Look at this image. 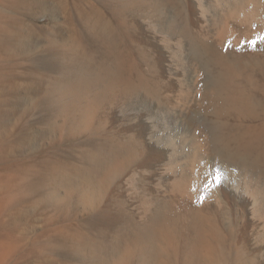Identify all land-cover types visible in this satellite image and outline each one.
<instances>
[{
  "label": "rangeland",
  "instance_id": "rangeland-1",
  "mask_svg": "<svg viewBox=\"0 0 264 264\" xmlns=\"http://www.w3.org/2000/svg\"><path fill=\"white\" fill-rule=\"evenodd\" d=\"M121 1L0 0V264H205L188 258L187 248L201 232L215 237L211 264H258L250 242L237 237L244 220L226 208L212 213L203 207L204 216L172 209L168 221L154 224V196L168 198L170 181L159 189L153 167L141 170L138 162L149 158L150 149H141L128 128L144 107L141 96L157 98L154 87L171 82L165 105L192 101L204 75L188 61L187 32L167 21L166 8L153 0ZM200 2L205 14L195 11L203 26L198 29L218 45V24L233 0ZM99 19L116 29L113 44L92 30ZM116 56L131 70L110 87L97 76ZM163 58L171 80L162 73ZM256 76L262 85L264 76ZM257 93L264 99L262 86ZM176 114L172 118L179 120ZM169 115L152 111L159 125ZM211 116L205 118L215 120ZM224 119L233 127L252 124L235 114ZM187 163L176 170L188 175ZM156 230L164 252L154 249Z\"/></svg>",
  "mask_w": 264,
  "mask_h": 264
},
{
  "label": "bare ground",
  "instance_id": "bare-ground-1",
  "mask_svg": "<svg viewBox=\"0 0 264 264\" xmlns=\"http://www.w3.org/2000/svg\"><path fill=\"white\" fill-rule=\"evenodd\" d=\"M146 3L148 2L145 1ZM153 3L158 9L166 8L164 11L168 13L169 17L167 21L178 22L180 24L178 27L187 32L189 38L188 61L202 71L204 76L196 88L199 93L198 97L192 101H182L177 98L178 100L174 99L177 103L176 106H174L175 103H172L173 107L165 105L162 102L163 99L168 103L171 100L169 98L171 82L154 87L157 98L145 95L138 99L144 104V107L141 111H137L134 117L136 122L133 127L128 129L133 134H137L141 149H150L147 154L149 158L140 160L138 166L141 167V170L148 172H151L147 170L149 166L153 167L151 174L159 189L168 183L166 181H170V190L167 192L170 193L168 194L170 196L163 198L155 195L153 198L157 200V205L154 203L156 207L154 210H149V214L152 213L153 222H156L154 224L159 226L170 219L169 212L171 213L172 209L174 211L190 210L204 216L203 207L210 212L215 208H226L236 221L244 220L243 225L236 226L241 231L237 237L239 241H249L252 245L250 252L254 257L258 256V264H264V99L257 93L260 86L264 89V83L261 85L256 76V74L264 76V58L262 57L264 54V0H233V5L231 4L232 6L227 7L223 12L218 24V39H215L218 40V45L205 38L206 36H202L204 34L201 33V29H198V25L199 27L202 25L196 19L195 11L199 8L203 14L200 13L205 14L200 0H153ZM41 4L44 8L46 7V3L42 2ZM165 13H162L163 17ZM93 28L92 30L96 31L97 35L99 34L106 42L113 44L117 33L111 23L99 19ZM164 58L161 66L162 73L171 80L172 73L165 64ZM103 65L98 73L100 76L97 77L102 78L110 87L125 79L129 73L128 70H131L130 65L123 58L118 60L117 56L110 63ZM145 85L147 84L145 83ZM99 86L97 87L99 88ZM109 86L107 85V87ZM105 87L106 85L103 86L104 89ZM158 110L170 114L171 118L168 123L166 118L163 119L162 125L157 123L152 116V111ZM174 114L181 116H178L179 120L172 118ZM208 114L215 117V120H211V118L210 121L207 120L205 116ZM230 114H235L248 121L252 120V124H240L233 127L228 120L224 119ZM185 136L192 140L190 150L189 145H186L187 141L184 144L183 137ZM123 151L121 149V152ZM124 153L126 154V151ZM179 162L190 163L188 175L184 171L183 173L176 170ZM136 188L145 187L135 186L134 189L137 191ZM145 193L148 194V192ZM195 216L197 217V215ZM195 216L192 218H196ZM219 216L221 214L218 215V218ZM235 220L232 219L230 222ZM236 221L234 224L237 223ZM199 226L202 228V225ZM150 231L149 233H152L153 229ZM165 231L163 230V232ZM146 233L148 232L144 234ZM208 235L201 232L196 237V242L192 241V246L187 248L188 258L192 262H195L196 259L199 262L203 260L202 262L205 264L213 262L214 258H211L213 256V241L210 237L214 235L212 234L210 237ZM146 236L148 237V234ZM140 237L144 241V235ZM151 240L152 243L153 239ZM154 240L155 242L158 240V244L155 243L158 247L154 245V249L162 247L163 250L164 244L159 242V231H157V237ZM171 243L173 244V241ZM169 245L170 241L168 247ZM168 251L167 249L166 252ZM204 251L212 253L211 256H209L210 254L205 255ZM201 252L205 255L204 257L201 256ZM217 259L215 258V261Z\"/></svg>",
  "mask_w": 264,
  "mask_h": 264
}]
</instances>
